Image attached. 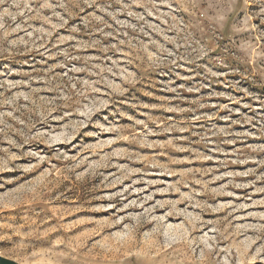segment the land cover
Here are the masks:
<instances>
[{
  "label": "rangeland",
  "instance_id": "1",
  "mask_svg": "<svg viewBox=\"0 0 264 264\" xmlns=\"http://www.w3.org/2000/svg\"><path fill=\"white\" fill-rule=\"evenodd\" d=\"M0 257L264 264V0H0Z\"/></svg>",
  "mask_w": 264,
  "mask_h": 264
},
{
  "label": "water",
  "instance_id": "2",
  "mask_svg": "<svg viewBox=\"0 0 264 264\" xmlns=\"http://www.w3.org/2000/svg\"><path fill=\"white\" fill-rule=\"evenodd\" d=\"M0 264H19V263L5 257H0Z\"/></svg>",
  "mask_w": 264,
  "mask_h": 264
}]
</instances>
